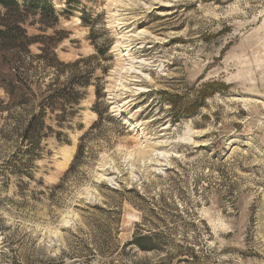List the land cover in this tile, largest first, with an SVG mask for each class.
Listing matches in <instances>:
<instances>
[{
	"label": "rangeland",
	"instance_id": "1",
	"mask_svg": "<svg viewBox=\"0 0 264 264\" xmlns=\"http://www.w3.org/2000/svg\"><path fill=\"white\" fill-rule=\"evenodd\" d=\"M35 2L59 23L25 27L65 38L61 62L106 53L104 123L66 177L98 120L91 86L34 181L1 184L0 264H264V0ZM35 67L45 90L56 66ZM0 138L1 162L16 143Z\"/></svg>",
	"mask_w": 264,
	"mask_h": 264
},
{
	"label": "trees",
	"instance_id": "2",
	"mask_svg": "<svg viewBox=\"0 0 264 264\" xmlns=\"http://www.w3.org/2000/svg\"><path fill=\"white\" fill-rule=\"evenodd\" d=\"M41 3L36 4L35 0H0V93L6 95L5 100H0V125L2 121L12 120L13 114L19 111L22 113L13 119L12 130H7L10 125H4L0 129V137L3 135L4 140L9 138L16 143L15 151L7 160L0 162V186L3 184L8 187L12 178L34 181L37 163L45 155L44 141L49 138L61 141L64 127L76 117L77 108L85 97L84 92L91 86L95 88L94 111L98 120L81 138L66 177L83 156L84 142L88 134L104 123V114L98 110V105L105 97V89L98 82L97 69L93 64L101 56L105 57L106 53L95 47L96 55L93 57L72 64L61 62L56 50L65 38L59 34L30 35L25 27L31 20L39 19L38 24L45 30L55 29L59 19L54 8ZM33 46L40 47V55H32ZM35 63L56 66V79L45 90L37 86L39 83L35 78ZM107 73L108 70L105 69L104 75ZM62 78L65 79L62 81ZM173 107L178 109V105L173 104ZM47 119H52L60 131L56 132L53 126L48 125ZM63 181L55 188H61ZM152 241L153 237L138 235L130 244L147 251L150 250L148 244Z\"/></svg>",
	"mask_w": 264,
	"mask_h": 264
},
{
	"label": "bare ground",
	"instance_id": "3",
	"mask_svg": "<svg viewBox=\"0 0 264 264\" xmlns=\"http://www.w3.org/2000/svg\"><path fill=\"white\" fill-rule=\"evenodd\" d=\"M114 16H115V14H114ZM116 17V16H115ZM114 17V18H115ZM116 19V18H115ZM115 29L117 30V31H125V29H124V26H122L121 25V23H118L116 26H115ZM66 154H68V153H66ZM70 154V153H69ZM70 156H68V155H66V161H68V160H70Z\"/></svg>",
	"mask_w": 264,
	"mask_h": 264
}]
</instances>
